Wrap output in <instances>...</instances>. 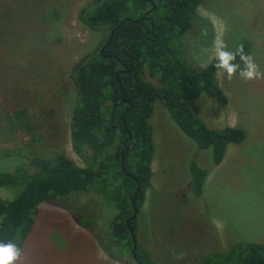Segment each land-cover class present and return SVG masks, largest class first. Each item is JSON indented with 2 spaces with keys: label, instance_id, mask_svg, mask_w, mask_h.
Masks as SVG:
<instances>
[{
  "label": "rangeland",
  "instance_id": "374dc122",
  "mask_svg": "<svg viewBox=\"0 0 264 264\" xmlns=\"http://www.w3.org/2000/svg\"><path fill=\"white\" fill-rule=\"evenodd\" d=\"M94 1L11 0V17L3 18L0 29L6 32L0 50V175L19 167L33 172L37 158L65 156L84 167L70 144L77 102L72 67L104 45L106 30H92L80 19ZM221 34L229 50L248 43L264 73V0H203L181 39L187 63L207 66L212 60L206 50ZM217 83L226 107L204 95L187 102L208 128L244 133L243 142L227 146L217 167H211L210 150L199 151L183 136L160 103L149 119L154 166L136 239L155 264H199L203 255L232 245H264L258 236L264 232V78L246 83L237 74ZM193 161L209 170L199 197L189 183ZM15 195L0 186V198ZM115 213L93 193L41 204L31 232L19 240V264H119L103 253L118 257L109 229ZM78 219L94 224L85 229Z\"/></svg>",
  "mask_w": 264,
  "mask_h": 264
},
{
  "label": "trees",
  "instance_id": "16d2710c",
  "mask_svg": "<svg viewBox=\"0 0 264 264\" xmlns=\"http://www.w3.org/2000/svg\"><path fill=\"white\" fill-rule=\"evenodd\" d=\"M202 2L95 0L80 11L84 25L107 32L104 45L72 67L77 102L70 117V144L84 167L58 156L33 159V172L19 167L13 174H1L0 186L16 190V195L12 200L0 198V242L11 241L20 248L19 240L31 232L41 204L75 193H93L116 212L109 229L119 252L117 257L101 249L107 258L119 264H155L137 239V260L132 255V236L136 238L138 215L153 175L155 146L149 119L155 104L163 106L178 131L199 151L210 150L211 167L221 164L228 145L245 138L236 128H208L187 105L204 95L227 106L214 60L196 69L183 56L181 39L192 28ZM11 5V0H0V29ZM2 30L0 50L6 44ZM243 48L250 55V45L244 43ZM236 62L240 63L239 57ZM189 173L190 189L199 197L209 170L193 161ZM77 223L85 229L94 224L85 219ZM199 264H264V245H232L226 251L203 255Z\"/></svg>",
  "mask_w": 264,
  "mask_h": 264
},
{
  "label": "clouds",
  "instance_id": "9594fccd",
  "mask_svg": "<svg viewBox=\"0 0 264 264\" xmlns=\"http://www.w3.org/2000/svg\"><path fill=\"white\" fill-rule=\"evenodd\" d=\"M206 51L211 53L209 58L214 60L217 79L226 77L231 82L238 74L247 83L264 78V73L260 72L254 57L244 52L243 45L237 46L234 51L229 50L222 34L213 40L211 48ZM237 57L240 63L236 62ZM20 260L21 249L16 243L0 242V264H19Z\"/></svg>",
  "mask_w": 264,
  "mask_h": 264
},
{
  "label": "water",
  "instance_id": "95a60500",
  "mask_svg": "<svg viewBox=\"0 0 264 264\" xmlns=\"http://www.w3.org/2000/svg\"><path fill=\"white\" fill-rule=\"evenodd\" d=\"M127 20H129V19H127ZM113 35V32L111 33V36ZM110 41H111V39L109 40V43H110ZM108 43V44H109ZM107 44V45H108ZM103 51H104V48L103 49H101V51H100V53L102 54L103 53ZM122 162H123V159H122ZM123 169V168H122ZM140 191V186L138 185V189H137V191H136V195H137V193ZM135 195V196H136ZM135 196L133 197V205H134V198H135ZM135 217H136V215H134L132 218H131V220H133V219H135ZM127 226H128V224H129V221H127ZM130 229V228H129ZM131 231V230H130ZM132 241H133V250H132V255H133V258H134V260H137V258H136V248H137V243H136V238H135V236H132Z\"/></svg>",
  "mask_w": 264,
  "mask_h": 264
},
{
  "label": "crops",
  "instance_id": "0c3cea01",
  "mask_svg": "<svg viewBox=\"0 0 264 264\" xmlns=\"http://www.w3.org/2000/svg\"><path fill=\"white\" fill-rule=\"evenodd\" d=\"M153 166H154V160H153V162H152V171H153ZM146 200V199H145ZM259 237H261V239H263L264 238V232L263 233H260V235H258ZM89 241L91 240V239H88ZM88 241V242H89Z\"/></svg>",
  "mask_w": 264,
  "mask_h": 264
}]
</instances>
